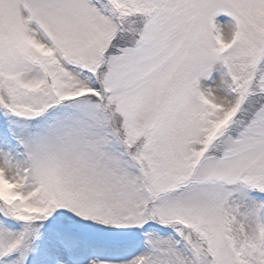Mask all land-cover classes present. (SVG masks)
Listing matches in <instances>:
<instances>
[{
    "label": "snow or ice",
    "instance_id": "6c2138e0",
    "mask_svg": "<svg viewBox=\"0 0 264 264\" xmlns=\"http://www.w3.org/2000/svg\"><path fill=\"white\" fill-rule=\"evenodd\" d=\"M0 264H264V0H0Z\"/></svg>",
    "mask_w": 264,
    "mask_h": 264
}]
</instances>
